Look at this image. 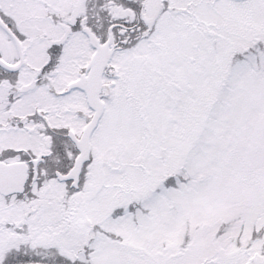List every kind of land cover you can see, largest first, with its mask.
Masks as SVG:
<instances>
[{
	"label": "snow or ice",
	"instance_id": "6c2138e0",
	"mask_svg": "<svg viewBox=\"0 0 264 264\" xmlns=\"http://www.w3.org/2000/svg\"><path fill=\"white\" fill-rule=\"evenodd\" d=\"M0 264H264V0H0Z\"/></svg>",
	"mask_w": 264,
	"mask_h": 264
}]
</instances>
